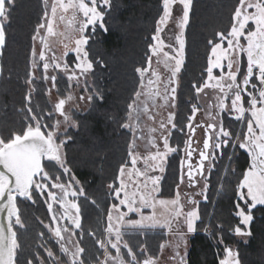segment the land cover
<instances>
[{"label": "snow or ice", "instance_id": "snow-or-ice-1", "mask_svg": "<svg viewBox=\"0 0 264 264\" xmlns=\"http://www.w3.org/2000/svg\"><path fill=\"white\" fill-rule=\"evenodd\" d=\"M45 5L47 7L48 0H45ZM13 6L14 0H0V54L6 46L5 29ZM177 6H180L179 10L182 13L179 17L174 16ZM192 6L193 0H162V12L151 36L153 43L148 45L146 66L136 69L140 75V85L134 93L133 100L128 104L129 122L123 125L133 133L128 152L131 167L122 164L116 178L118 186L116 183L108 185L114 200L118 203L111 204L107 212L108 236L96 241L99 248L104 250L103 264H109V261L111 264H155L152 258H146L142 262L137 260L136 253L123 238L124 229L167 228L171 232L175 226L179 241L175 247L179 249L183 244L186 249V233L180 231L179 225L181 223L186 225L187 233H194L196 222L200 220L199 201L191 194L185 193V199L193 205L191 210L186 211L184 203L181 202L179 186L174 198L158 199L161 176L150 174L157 171L163 173L169 154L179 151L178 147L170 144L171 131L168 130L170 125L173 130L181 133L184 131L182 128L177 129L174 123L175 113L168 114L167 123L161 121L159 124L162 149L154 135L158 129L149 128L148 143L154 151H150L146 156L135 151L136 140L144 139L143 136L137 135L138 131H142L141 117L147 116L149 120H154L155 108L167 106L170 102L171 106L175 107L177 91L175 85L185 61V29L190 21ZM110 7L111 0H51L50 12L45 11V22L37 25L33 36L34 41L39 40L41 47L38 53L35 47L31 51L32 71L28 74L27 84L30 86L34 84L35 70L41 65L43 80H51L53 88L56 86L57 76L48 75L50 68L67 74L69 81L77 82L81 76L91 73L94 64L89 59L87 46L95 34L97 25L107 31L104 18L106 10ZM173 19L178 29L174 35L175 43L165 44L161 33ZM57 20L64 22V31L56 30ZM216 36L219 42L208 41L211 50L207 59V79L200 86L193 84L197 94L207 88L217 91L215 105H209L208 118L212 122L194 127L192 119L199 109L193 105L192 116L188 118L189 122L186 125L189 137L184 142L186 155L181 159L180 182L183 183L187 178L188 187L194 188L198 183L197 177L206 181L205 171L211 173L216 168L217 161L222 160L229 149L246 150L250 161L237 185L238 202L235 206V216L239 218V224L233 231L237 236H251L249 226L254 219L252 211L257 205H264V0H238L230 30L218 32ZM241 38L246 43H242ZM54 42L63 45L64 52L59 57L54 51ZM165 48L168 51H165ZM69 53L74 54L72 65L66 59ZM241 54L246 56V65L242 62ZM154 57L156 64L162 63L168 70L166 80H162L160 72L153 68ZM214 69L219 70L218 75L214 74ZM32 90L30 88L29 94L25 96L28 104L31 103ZM96 95L100 100L103 99L99 93ZM73 99L74 97L68 94L60 98L54 106L55 112L63 117V121L56 120L51 125L45 124L41 113L27 107L30 114L26 117L29 121L27 126L8 137H0V214H5L3 219H0V264H18L21 245L16 226L23 227V224L17 200L22 198L35 203L34 194L39 196L46 194L47 210L52 214L51 223L45 227L49 229L59 246V253L62 254L58 255L52 249L46 248L47 257L52 259V264H65L64 257H67L66 264H85L82 259L85 249L80 246L79 241L72 240L76 235L75 230L81 229V209L77 200L84 194V189L82 186L78 189L73 187L74 183L79 184L74 177L67 183H62L61 176L56 174L58 169L62 170L63 174L70 173L62 149L71 137L65 136V139L59 142L57 140L62 123L76 126L71 114L65 112V105ZM80 99L84 97L81 96ZM87 99L91 101L93 97L90 95ZM245 103L248 105L247 108ZM213 108L216 109L215 114ZM221 114H235L236 121L246 123V131L240 134L242 139L225 127ZM47 116L50 119L52 113L49 112ZM196 127L205 129L202 148L193 147L192 136ZM42 128L46 132L42 131ZM64 132H67V128ZM194 152L198 155L195 165ZM232 158L228 157L229 165ZM140 161L143 162L142 169L137 167ZM208 188L209 185L205 182L203 189L196 195L202 196L206 201ZM54 190H59V194ZM92 203L95 204V201ZM54 204L62 209L59 215L54 210ZM158 207L162 211L158 212ZM145 209L150 210V214L145 215ZM129 213L138 214L140 218L126 220ZM64 221L67 223H63ZM40 235L44 236V233ZM218 243H224L223 237L219 238ZM69 244L73 247L70 248ZM109 246L115 250L114 256L109 252ZM122 248L127 250L130 262L121 254ZM223 252L224 257L219 264H240L237 251L231 247H224ZM186 255V251L183 255L177 251L173 259L178 260V264H187ZM26 264H33V260H27Z\"/></svg>", "mask_w": 264, "mask_h": 264}, {"label": "trees", "instance_id": "trees-1", "mask_svg": "<svg viewBox=\"0 0 264 264\" xmlns=\"http://www.w3.org/2000/svg\"><path fill=\"white\" fill-rule=\"evenodd\" d=\"M161 2L111 0V7L106 10L104 18L107 31L97 25L87 46L94 68L88 74L86 90L93 99L84 111H72L76 126L68 127L64 132L63 135L71 139L62 149L70 174L79 181L78 188L82 186L84 189V194L77 200L81 209V229L75 230L74 237L85 249L82 255L85 264H99L103 257V249L96 241L104 239L107 212L111 204L117 203L108 185L117 184L119 168L129 160L132 132L123 125L128 116V104L139 88L140 77L136 69L146 65L148 45L152 43L151 36L162 12ZM237 5L238 0H193L190 21L185 29V61L177 76L174 107V123L177 129L184 131L170 130V144L178 147L179 151L169 154L165 163L159 184L160 197H174L180 182L181 159L188 132L186 125L193 105L199 107V95L193 84L200 86L207 78V59L211 50L208 41L218 42L216 34L230 30ZM43 13V0H14L5 29L6 46L0 54V137H8L27 126L29 121L26 117L30 115L27 107L41 113L46 124L53 119V114L50 119L47 116L52 113V108L41 69L38 68L39 79L35 78L32 86L26 82L30 72L33 35ZM241 57L246 65L245 57ZM67 60L72 64L73 56L69 54ZM56 76L55 95L63 97L69 83L61 73ZM30 87L33 90L31 103L28 104L25 96ZM96 93L103 99L100 100ZM221 115L225 127L242 139L240 134L246 130L245 122L240 123L228 114ZM229 156L233 157L230 165ZM249 161L245 150L229 149L224 158L217 161L216 168L211 173L207 171L208 199L199 200L200 220L196 222V231L187 239V264H219L224 257V247H231L239 253L240 264H264V205H257L252 211L251 236L243 240L233 233L239 224V218L235 216L237 185ZM56 174L64 181L62 170L58 169ZM34 200L35 203L18 198L21 218L25 227L30 223L36 224L39 232H45L42 222H49L48 212L41 196L34 194ZM16 230L21 245L18 264H26L27 260H33V264H40V261L52 264L47 253L34 246L39 238L34 228ZM25 231L27 237L23 238L20 233ZM124 233L125 241L139 258L146 253L155 256L159 242L165 237L162 229ZM220 237H223V244L218 243ZM45 244L62 256L51 240H46Z\"/></svg>", "mask_w": 264, "mask_h": 264}, {"label": "rangeland", "instance_id": "rangeland-1", "mask_svg": "<svg viewBox=\"0 0 264 264\" xmlns=\"http://www.w3.org/2000/svg\"><path fill=\"white\" fill-rule=\"evenodd\" d=\"M43 4H44V13L45 11H49L50 12V5H51V0H48V5L46 7L45 5V0H43ZM161 5H162V2H161ZM180 6H177V9L174 10V16L175 17H179L182 13L181 11L179 10ZM44 13H43V16H42V20L40 23H43L45 22V19H44ZM55 25H56V30L57 31H64L65 29V25H64V22H61L59 20H57L55 22ZM156 27V26H155ZM43 31L42 30V33L43 34ZM178 32V29L176 28L175 26V19H173L172 21L169 22L168 26L165 27V30L163 33H161V36L162 38L165 40V44H173L174 45V35ZM35 34V33H34ZM34 36V35H33ZM67 42V41H66ZM219 42V41H218ZM241 42L242 43H246V41L243 40V38H241ZM153 43V41H152ZM33 47L36 48L37 50V53L39 52L40 50V43H39V40H32V49ZM225 47H226V42H225ZM53 48H54V51L56 53V55L59 57L62 55V53L64 52V48H63V45L58 43V42H54L53 44ZM31 49V51H32ZM165 51H168L167 48H165ZM73 56V59H74V54L73 53H69ZM210 54V53H209ZM49 55H51V53H49ZM243 54H241L242 56ZM244 56V55H243ZM245 59H246V56H244ZM67 59V57H66ZM31 61H32V56L30 54V65H31ZM68 61V60H67ZM74 61V60H73ZM73 64V62H72ZM70 64V65H72ZM146 66V65H145ZM41 69V74H42V78H43V69H42V65L40 67H38ZM38 68L35 70V78L38 80L39 79V74H38ZM153 68H156L160 74H161V79L162 80H166L168 78V70L164 68V65L161 63V64H156V58L154 57L153 58ZM226 70V69H225ZM30 71H32L31 67H30ZM57 73H61L62 75L65 76V78L68 80L67 78V74L63 73V72H60L59 70H56V71H53L51 68L49 69V72H48V75L51 76V75H56ZM214 74L218 75L219 74V70H216L214 69ZM140 77V75H139ZM146 79L147 77L145 78V83H146ZM207 79V78H206ZM88 80V74H86L85 76H81L80 77V80L79 82L73 80V81H69L68 80V83H69V89L67 91V93L65 94V96L63 97H58L55 95V87L53 88L52 87V82L51 80H47L45 82L46 84V94H47V97L49 99V103L51 105V108H52V114H53V119L50 121L49 125L53 124L56 120H61L63 121V117L60 116L59 113L55 112L54 110V106L55 104L58 102V100L60 98H64L66 97L68 94H71L74 99L72 101H69L66 105H65V112L66 113H70L72 114V111H84L87 106H88V102L89 100L87 99V97L89 96L88 94V91L86 90V81ZM139 85H140V82H139ZM177 86V83L176 85ZM31 88V87H30ZM29 88V89H30ZM50 90V91H49ZM29 93L27 92L26 95H28ZM217 91L214 90V89H211V88H207V89H204L201 93H199V107H197L199 109V111L196 112L195 114V117L192 119V124L193 126L195 127L196 125H200V124H204L206 125L207 123H210L212 122L211 120H209L208 118V112H209V105L212 104V105H215L216 103V100H215V97L217 95ZM83 96L84 99H80V97ZM158 103H163L162 101H158ZM229 103H230V100H229ZM245 107L247 108L248 105L246 103ZM213 111V114H215L216 112V109L213 108L212 109ZM172 112L174 113V107L171 106V102L169 103V105L167 106H164V107H157L153 110V114L155 116V119L154 120H149L147 116H142L141 117V121H140V129L142 131H138L137 135H141L144 137V139H137L136 140V148H135V151L140 153L141 155H148V153L150 151H154V149L151 148V146L149 145L148 143V137H149V128H156L158 129V131L154 134L156 137H157V142L158 144H160L161 146V149H162V140H160V130H159V124L161 121H164L165 123H167V117H168V114ZM234 115L235 114H232L230 115L232 118H234ZM72 116V115H71ZM192 116V115H191ZM44 122V121H43ZM128 116H127V120H126V123H128ZM29 123V122H28ZM27 123V124H28ZM45 123V122H44ZM242 123V121L240 122ZM46 124V123H45ZM68 127H73L71 126V124H63L61 125V129H60V135L58 137V140L57 142H59V140H62V139H65V136L63 135L64 134V129L65 128H68ZM245 129H246V123H245ZM168 130L170 131L171 130V126L169 125L168 127ZM42 131H45V129L42 128ZM246 131V130H245ZM132 132V131H131ZM188 137H189V130L187 132V138H186V141L188 140ZM205 137V129L204 127H196V131L194 133V135L192 136V139L194 141L193 143V147L194 148H202V141ZM132 140H133V133H132ZM131 140V141H132ZM196 142H199L198 144ZM132 143V142H131ZM184 148H185V145H184ZM184 148H183V153H182V158L185 157L186 153L184 151ZM63 151V150H62ZM246 151V150H245ZM198 160V155L197 153L194 152L193 154V164L195 165V163L197 162ZM166 163V162H165ZM128 167H131V164H130V157H129V160H128V163L126 164ZM165 166V165H164ZM137 167L139 168H143V162L140 161L138 162L137 164ZM206 169H207V164H206ZM186 171V165H185V169ZM119 174V172H118ZM150 174H154V175H160L161 178H162V175L163 173H160L159 171L155 172V173H150ZM182 174V172H181ZM207 174V170L205 171V176ZM181 176V175H180ZM73 176L72 174H65V179L64 181L61 180L62 183H67L70 179H72ZM197 186L194 187V188H190L188 187V180L187 178H185L184 182L181 183L179 182L178 186H179V191L181 193V202L184 203L185 205V210H191V208L193 207V205L189 204L187 202V200L185 199L184 197V194L185 193H189L193 196V198L197 201L201 200L202 199V196L200 195H196V193H199L201 191V189H203V185L205 183V180L203 178H200V177H197ZM118 180H117V186H118ZM73 187L74 188H78V184H73ZM54 191H57V193L59 194V190H54ZM176 191H177V188H176ZM176 191H175V194H176ZM175 196V195H174ZM42 198V201L44 202L45 204V207L47 208V204L45 203V200L47 199L46 197V194L45 196L41 197ZM157 198L158 199H172V198H166V197H160L158 194H157ZM69 199H72L71 197H69ZM118 203V201H117ZM241 206L243 207V204L241 203ZM54 210L56 211V213L59 215V213L62 211V209H59L57 205L54 204ZM126 211V209H124ZM158 212L162 211V209H160L158 207L157 209ZM50 214V217H49V222H46L44 223L45 225L47 224H50L51 223V213ZM144 214L145 215H148L150 214V210H147L145 209L144 211ZM140 217L138 214H134V213H129L128 216L126 217V220L127 219H132V220H138ZM63 223H67V221H64ZM25 225V224H24ZM106 227H107V224H106ZM106 227H105V236H104V239L108 236V233L106 231ZM17 229H20V228H23L19 225L16 226ZM159 229H162L164 230V234H165V237L159 242V250L157 252V254L155 256H150L148 255L147 253L144 255V257H137V260L138 261H143L144 259L146 258H152L154 259L155 261V264H178V260H174L173 257L175 256L176 252L179 251L181 253V255H183L185 253V251L187 252V244H186V249H185V246L183 244H181V247L179 249H177L175 247V245L179 242L178 241V235L176 233V227L174 226L173 230L170 232L167 228H156V229H130V228H127V229H124V232H128V231H134V230H144V231H155V230H159ZM179 229L180 231L182 232H185L186 235H185V239L187 241L188 239V236L191 234V233H187V229H186V225H183L182 223L179 225ZM234 233V231H233ZM22 234V232L20 233ZM235 234V233H234ZM236 235V234H235ZM125 236V235H124ZM237 236V235H236ZM243 240H246L247 239V236H237ZM52 238L54 239V237L52 236ZM124 238V237H123ZM19 239V237H18ZM72 240L73 242H76L75 240V237L73 236L72 237ZM125 240V238H124ZM54 243V242H53ZM55 244V243H54ZM56 245V244H55ZM70 248L73 247L72 244H69L68 245ZM57 247V246H56ZM59 247V246H58ZM42 250L44 252H46V248L47 245L43 242V246H41ZM126 250V249H125ZM109 252L114 256L115 255V250L114 249H111L110 246H109ZM47 253V252H46ZM121 254L124 256V259L126 261H129L131 260V258L127 255V250H126V254L124 253V249L122 248L121 249ZM223 259V258H221ZM220 259V260H221ZM105 260V254H104V250H103V257H102V260L99 264H103ZM219 260V261H220ZM65 261V264H66V261H67V257L64 259ZM40 264H44V262L40 261ZM109 264H111V261H109Z\"/></svg>", "mask_w": 264, "mask_h": 264}, {"label": "flooded vegetation", "instance_id": "flooded-vegetation-1", "mask_svg": "<svg viewBox=\"0 0 264 264\" xmlns=\"http://www.w3.org/2000/svg\"><path fill=\"white\" fill-rule=\"evenodd\" d=\"M249 160H250V157H249ZM41 197H43V196H41ZM46 210H47V208H46ZM47 212H48V210H47ZM48 216L50 217V214H49V212H48ZM51 219V218H50ZM21 220H22V218H21ZM24 220H22V224H23V228L22 229H26V231L29 229V227L31 226L32 228H34L35 230V232L37 231V233H38V240H37V242H36V244L34 245V246H37V247H40L41 248V246H43V242H45L46 243V240H51L52 242H54L55 244H56V246H57V250H58V252H59V247H58V244L56 243V241H55V239H53L52 238V234L49 232V229L48 228H46L45 227V224L44 223H42V227H43V230L45 231V232H43L44 233V236H41L40 235V233H42V232H39L38 231V229H39V226H37L36 224H28L27 225V227H25V225H24ZM29 226V227H28ZM26 231L25 232H23L22 234H21V236L24 238L25 236L27 237V233H26ZM42 249V248H41ZM66 257H64V259H65Z\"/></svg>", "mask_w": 264, "mask_h": 264}, {"label": "water", "instance_id": "water-1", "mask_svg": "<svg viewBox=\"0 0 264 264\" xmlns=\"http://www.w3.org/2000/svg\"><path fill=\"white\" fill-rule=\"evenodd\" d=\"M0 71H1V65H0ZM5 214H0V219H3Z\"/></svg>", "mask_w": 264, "mask_h": 264}]
</instances>
